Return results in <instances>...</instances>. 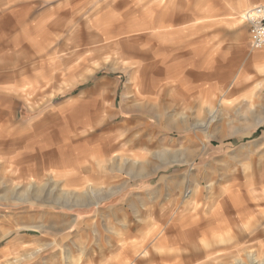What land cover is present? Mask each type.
Returning a JSON list of instances; mask_svg holds the SVG:
<instances>
[{
    "label": "rangeland",
    "instance_id": "obj_1",
    "mask_svg": "<svg viewBox=\"0 0 264 264\" xmlns=\"http://www.w3.org/2000/svg\"><path fill=\"white\" fill-rule=\"evenodd\" d=\"M259 4L0 0V264H264Z\"/></svg>",
    "mask_w": 264,
    "mask_h": 264
},
{
    "label": "crops",
    "instance_id": "obj_2",
    "mask_svg": "<svg viewBox=\"0 0 264 264\" xmlns=\"http://www.w3.org/2000/svg\"><path fill=\"white\" fill-rule=\"evenodd\" d=\"M248 35H249V33H248ZM184 36L183 35H181L180 36V38L179 39H182ZM249 40V39H248ZM178 47V46H177ZM166 48V47H165ZM162 49H164V48H160V47H157V50H162ZM171 50H172V48H171ZM162 55H164V54H162ZM193 55H194V57L189 61L191 64H194L195 66H196V68H199L200 69V51H194L193 52ZM164 57V56H163ZM162 57V59H164ZM263 57V55H260V54H253L252 56H251V59L253 60V61H256V62H258L259 64H262L263 65V62L261 61V58ZM186 62V61H185ZM181 63H183V61H181L180 62V64ZM199 76H200V74H199ZM52 156V155H51ZM141 170H143V169H141ZM183 219V222L185 221H187L188 219L186 218V219H184V218H182ZM200 219V218H199ZM195 221H196V223H197V221H199L198 219H195ZM193 222V221H192ZM214 222H216V221H213V223ZM196 229L197 228H194V229H187L186 231L187 232H182V234H184V237H186L185 239H187L189 236L190 237H194L193 235L195 234V231H196ZM263 232L264 231H259V232H256L255 234H254V236L256 237V236H260V235H262L263 234ZM85 259H87V260H92V261H94V260H97V258L96 257H94V256H91L88 252H86L85 253ZM130 256H131V248L130 247H124V246H122V247H119L118 248V251H117V255L115 256V258L113 259L112 258V260L110 261V264H131L132 262V259L130 258ZM188 263H190V261L188 260V259H186V260H184V261H181V263H177V264H188Z\"/></svg>",
    "mask_w": 264,
    "mask_h": 264
},
{
    "label": "built area",
    "instance_id": "obj_3",
    "mask_svg": "<svg viewBox=\"0 0 264 264\" xmlns=\"http://www.w3.org/2000/svg\"><path fill=\"white\" fill-rule=\"evenodd\" d=\"M243 19L248 24L249 46L264 50V4L253 6L245 11Z\"/></svg>",
    "mask_w": 264,
    "mask_h": 264
}]
</instances>
